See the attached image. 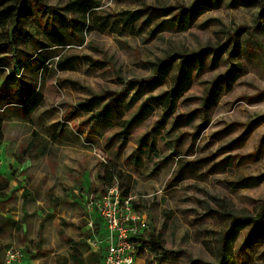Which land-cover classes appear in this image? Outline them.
<instances>
[{
    "label": "rangeland",
    "instance_id": "374dc122",
    "mask_svg": "<svg viewBox=\"0 0 264 264\" xmlns=\"http://www.w3.org/2000/svg\"><path fill=\"white\" fill-rule=\"evenodd\" d=\"M23 1L36 9L7 27L17 39L0 55L8 73L15 56L30 60L16 83L0 72V218L15 222L0 221V264L9 248L21 252L20 263L74 264L71 249L83 264L99 261L86 224L101 223L86 203L105 189V165L120 172L114 181L131 187L133 209L146 216L141 238L161 233L162 249L145 253L147 264H264V219L249 220L264 200V0H95L85 17L72 0H41L44 12ZM147 7L170 10L151 20ZM160 63L157 85L134 87ZM32 90L43 97L33 108ZM114 92L119 99L102 120L74 110ZM141 102L151 112L124 129Z\"/></svg>",
    "mask_w": 264,
    "mask_h": 264
},
{
    "label": "trees",
    "instance_id": "16d2710c",
    "mask_svg": "<svg viewBox=\"0 0 264 264\" xmlns=\"http://www.w3.org/2000/svg\"><path fill=\"white\" fill-rule=\"evenodd\" d=\"M35 1H36V3L45 7L44 10H41L42 12L47 11L48 8L42 3L41 0H35ZM34 6H35V4L33 6H26L23 0H0V55L3 52L10 50L7 48L8 47H14V45L16 43V39H17L16 37L17 36H15V34L12 33L13 31H8L7 27H10L13 30L20 27L21 21L25 20V18L29 17L30 14H32V11L34 9H36V8H34ZM80 10L83 11V13H82L83 16H85V12L88 11V9H86L85 6L80 8ZM169 10H170V8L147 7V15H149L148 16L149 19L157 20V19L162 18L165 15H167ZM143 11H144L143 9H137V10H133V11H127L126 14L128 15V18H137L140 14L143 13ZM119 20H120V17H119ZM161 22H163V19H161V21H159L154 26V28H152L150 30V33H153L154 30L158 26L161 25ZM25 35H27V34H25ZM48 35H50L51 40L56 45L62 44L61 43V41H62L61 35L56 34V32L54 30H52V32H50V34H48ZM13 49H15V48H13ZM172 58L173 57H169L167 60H171ZM42 60L40 63H43L41 66V71L43 73L47 67V65H46L47 59L45 58L43 61ZM29 63H30V60L27 62L26 66L29 65ZM162 66H163V63L157 64L153 75H151L147 78H144L142 80H135L134 81L135 82L134 87L139 89V87L144 82L153 83L154 86L157 85L158 84L156 82L157 78L162 77L160 75V72L162 73V69H163ZM20 67H21V63H20L19 57L15 56V62H14V65H12V73H9L7 77H10V78L6 77V79L7 80L13 79V80H15V83H16V81H20L21 79L18 80L17 77L14 76V73ZM5 68L6 69L8 68V70H9V65H6L5 62H3V58L0 57V72L4 73V70H6ZM62 69H66V68H62ZM177 79H178V82H177L175 87H177L179 85L180 73L178 74ZM216 82H217V80H215L213 82V85ZM11 83L13 84L14 81H11ZM131 83H132L131 81L126 82L124 89L125 90L131 89V86H132ZM17 91H20V90H17ZM171 92L173 93V91H171ZM171 92H166L164 94L165 99L168 100V103H169V101H172ZM15 93H17V92H15ZM105 94H102V95L93 94L87 100L79 102L76 106H74V109L89 112V115L87 117V121H89V122L102 120L105 116V113H106L105 109L108 106V104L113 103L115 98H116V100H118L119 95H120V93L118 94V93L114 92L112 98H108L107 96H105ZM18 95H21V94L19 93ZM106 99H107V102H105ZM42 100H43V97H41V94L38 93L37 90H35V91L32 90L28 93V99L26 100V103H29L30 107L33 108L34 107L33 105L38 106L40 103H42ZM102 101L104 103H107V104L103 103L102 107L96 109V107ZM146 108H147V106H146L145 102H141L138 105L134 116L130 119L123 120L122 124L124 125V129L130 126L133 118L134 119L139 118L140 120H142L149 112H151L150 108L148 110H146ZM181 119H182L181 116H178L175 118L174 122H178ZM191 119L192 118L188 116L187 120L191 121ZM2 140H3V118L0 117V143L2 142ZM121 176L122 175L120 174V172L114 166H106L105 165L104 170H103V174L100 178V181L102 183V186L109 187L115 182L114 181L115 179H117V178L120 179ZM119 188H120L121 194L123 196L129 195L130 190H131V187L129 185H126V186L119 185ZM96 218L99 221V218L98 217H96ZM263 219H264V200H262L261 205H260V207L256 213L255 218H249V220H251L253 224H256V222L262 223ZM233 220H236V218H233ZM0 221H1L2 225L7 224V223L14 225V223H15L10 218H0ZM160 237H161V233H157L156 235H151L147 239H141V241H142L144 246L148 247L149 251H153L155 253L157 250L159 251L162 249L161 243L159 241ZM69 256L72 259V261L74 262V264H83L82 255L80 253H78L77 250L71 249V253L69 254ZM165 258H166L165 252H163L162 254L159 255V261L164 260ZM98 262L99 261H96V260L90 261V264L98 263ZM196 262H197V260H191V263H196Z\"/></svg>",
    "mask_w": 264,
    "mask_h": 264
},
{
    "label": "built area",
    "instance_id": "2783aa9c",
    "mask_svg": "<svg viewBox=\"0 0 264 264\" xmlns=\"http://www.w3.org/2000/svg\"><path fill=\"white\" fill-rule=\"evenodd\" d=\"M132 196H123L115 181L101 191H95L86 203V210L94 213L101 223L97 228L92 219L87 220L91 236L87 240L91 252L99 256L96 264H147L148 247L141 241V233L147 229L145 215L132 207ZM22 254L18 250H6L5 264H19Z\"/></svg>",
    "mask_w": 264,
    "mask_h": 264
},
{
    "label": "crops",
    "instance_id": "0c3cea01",
    "mask_svg": "<svg viewBox=\"0 0 264 264\" xmlns=\"http://www.w3.org/2000/svg\"><path fill=\"white\" fill-rule=\"evenodd\" d=\"M72 3H73V5L71 6L73 9H80V8H82L83 6H85L86 7V9H88V11L90 10V9H93L94 7H96L97 5H98V2H96L95 0H72ZM87 11V12H88ZM87 12H85V16L87 15ZM85 16H83V17H85ZM42 49H45V48H42ZM85 58L87 57V56H84ZM47 59L46 60V65H47V61L49 60V58H47V57H43L42 59L44 60V59ZM57 58H59V57H57ZM42 60V61H43ZM29 60H26V61H24V60H20V63H21V67L14 73V76L15 77H17V78H19L20 79V77H22V76H24V74H22L21 72L28 66H26V64H27V62H28ZM88 64L90 63V62H87ZM49 65H51V64H49ZM47 67H48V65H47ZM6 69V68H5ZM47 69V68H46ZM45 69V70H46ZM56 70H58V71H68L69 69H56ZM6 71H7V74H9L8 73V68L6 69ZM45 72L46 71H44L43 73H42V76H41V78L42 79H44V77H45ZM18 79V80H19ZM5 80V79H4ZM4 80H2V82H4ZM1 82V83H2ZM9 83L10 84H12L11 83V81H9ZM72 85H74V83L75 82H70ZM0 88H2V87H0ZM17 90H20V88H16V90L15 91H17ZM0 92H1V90H0ZM89 97H91V95L90 96H88L87 98H85V99H83V100H81L80 102H82V101H85V100H87ZM107 100V99H106ZM1 101H4V98H3V95L0 93V102ZM79 103V102H78ZM78 103H76V104H74V106H76ZM74 110H76V109H74ZM76 111H78L80 114H84L83 116H85L86 117V121H87V117H88V115H89V112H85V111H81V110H76ZM89 122V121H88ZM91 123H93V122H91ZM122 127H124V125L122 124ZM121 127V128H122ZM13 249V248H12ZM89 252H91V250H88ZM55 252H53L52 254H54ZM92 253V252H91ZM56 257L57 256H55L54 257V259H56ZM42 258H37L36 260H34L33 261V264H39V260H41ZM32 260H28V261H26V262H23V260H22V262L21 263H19V264H29V262H31ZM55 261V260H54ZM55 263V262H54ZM30 264H32V262L30 263ZM92 264H94V263H92ZM96 264V263H95Z\"/></svg>",
    "mask_w": 264,
    "mask_h": 264
}]
</instances>
